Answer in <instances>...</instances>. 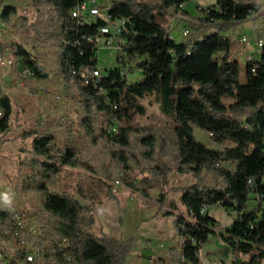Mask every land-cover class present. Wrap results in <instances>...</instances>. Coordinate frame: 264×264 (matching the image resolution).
Returning <instances> with one entry per match:
<instances>
[{
  "label": "trees",
  "instance_id": "1",
  "mask_svg": "<svg viewBox=\"0 0 264 264\" xmlns=\"http://www.w3.org/2000/svg\"><path fill=\"white\" fill-rule=\"evenodd\" d=\"M82 1L29 0L37 14V22L29 26L33 49L13 44L22 77L45 79L48 68L55 83L73 92L81 110L76 130L73 123L50 121L42 133L23 132L15 138L32 140V157L25 164L31 175L26 179L31 191L42 195L38 225L42 236L68 240L66 253L71 264H124L131 242L90 235L87 230L93 221L85 208L48 190L63 168H81L106 182H119L144 199L158 190L161 206L167 202L168 191L180 193L186 216L164 213L173 217L181 241L180 253H169L172 264H200L199 251L210 236H216L234 254L248 256L243 264H260L264 261V48L258 61L246 62L242 82L238 63L229 58L230 42L222 34L248 20L251 12L258 13L260 5L255 0H221L213 7L197 8L201 18L192 19L180 10L189 0H157L154 5L115 1L107 15L111 21H124L120 35L124 44L116 52L118 67L106 70L94 87L83 85L79 75L96 66V49L88 39L107 23L98 17L78 26L70 11ZM3 2L0 0V20L7 25L15 9ZM176 15L196 25L198 31L216 32L201 41L176 44L169 31L156 22ZM36 46L44 49L43 54L36 53ZM136 58L140 59L135 68L142 80L128 83L121 67ZM23 70L29 75L22 74ZM149 96L156 97L161 113L172 123L167 137L134 124L144 114L139 101ZM10 116L11 105L0 85V138L9 132ZM111 127L114 133L108 132ZM195 129L208 133L216 148L198 142ZM5 142L0 139V144ZM79 144L100 154L96 167L80 156ZM171 174L189 175L194 183L169 188ZM91 184L99 192L106 188L109 198L116 200L113 187L99 180ZM78 192L81 194L80 188ZM250 194L258 202L254 211L246 207ZM170 206L176 209L174 204ZM214 206L236 214L235 222L219 235L207 216L208 208ZM6 217L0 213V225ZM27 239L25 233L23 241Z\"/></svg>",
  "mask_w": 264,
  "mask_h": 264
},
{
  "label": "rangeland",
  "instance_id": "2",
  "mask_svg": "<svg viewBox=\"0 0 264 264\" xmlns=\"http://www.w3.org/2000/svg\"><path fill=\"white\" fill-rule=\"evenodd\" d=\"M115 1L118 0H98L96 2L99 9L98 17L104 18L109 6ZM127 1L148 5L157 3V0ZM218 1L221 0H189L186 4V13L192 19L201 18L197 8L213 7ZM255 1L262 9L260 15L232 25L222 34L231 41H235L242 34L250 36L252 44L248 49L254 60L258 61L259 57L255 50L256 40L260 38L264 41V0ZM3 6L13 7L15 16L10 18L7 25L0 20V58L6 57L12 61L11 66L0 65V85L11 105L9 132L0 138L6 141L0 144V208L8 204L13 205L21 213L24 224L34 227V222L39 226L41 223L42 195L33 193L32 186L26 179L31 175L25 164L32 157V140H16L15 138L23 132L42 133L50 121L62 124L73 123L76 130L75 126L81 117V110L73 100V92L63 84L55 83L53 76L48 74L50 73L48 68L45 70V79L30 80L22 77L19 72L21 65L14 55L13 44H19L27 51L33 49L30 44L33 32L29 26L37 22V14L29 6V0H4ZM173 18H167L163 22L157 19L156 22L161 23L169 31L176 44L201 41L216 32L214 29L206 28L202 30V37L197 39L196 36L201 33H198L196 25L189 21L174 24ZM92 21L94 20L88 19L87 23ZM184 30L188 31L186 36L182 35ZM34 49L38 55L44 52V49L37 46ZM96 60V67L103 76L106 75V70L118 67L114 48L100 46L96 53ZM139 61L140 59L136 58L134 61L127 62L125 67H121V70L126 73L128 83L142 80V74L135 68V64ZM240 64L242 66L240 80L242 79L243 82V67L246 63L241 61ZM40 65L44 64L40 61ZM139 104L143 107L144 114L135 118V126L156 131L161 136L167 137L172 123L161 113L156 97L149 96L139 101ZM194 137L206 147L216 148L210 141L208 133L195 129ZM77 149L81 157L91 162L92 167L97 166L96 160L100 154L85 144H79ZM105 165L111 166L108 160L105 161ZM138 172L139 169L136 168L135 174ZM92 180L102 181L110 188L114 187L116 200L109 198L106 188H103V192L95 189L91 184ZM193 183L194 180L189 175L171 174L169 176V188H187ZM79 188L81 194L78 192ZM48 190L72 198L85 208L86 215L93 221V225L87 230L90 235L97 238L107 235L123 242H131L132 248L124 264H146L149 258L157 260L158 264H172L169 253L171 251L175 254L180 253L181 241L173 226V217L164 215L165 212H173L174 216H186L185 209L180 203V193L168 191L167 202L161 206L157 203L158 190L151 191L149 198L144 199L139 194L126 189L121 183L114 186V183L106 182L104 178L81 168H63L57 182L49 185ZM89 192L92 193L89 194ZM81 195L87 200H82ZM171 203L176 206L175 210L171 209ZM257 206L258 202L250 194L247 211H254ZM207 216L215 223L212 230L216 235L223 234L236 220L235 213L217 206L208 208ZM148 243H151V248L147 246ZM228 252H230L229 249L223 246L216 236H210L199 251L200 264H211L217 259L221 264H243L249 258L235 254L227 257ZM233 257L237 258L236 263L230 262ZM260 264H264V261Z\"/></svg>",
  "mask_w": 264,
  "mask_h": 264
},
{
  "label": "built area",
  "instance_id": "3",
  "mask_svg": "<svg viewBox=\"0 0 264 264\" xmlns=\"http://www.w3.org/2000/svg\"><path fill=\"white\" fill-rule=\"evenodd\" d=\"M98 0H84L79 2L74 9L70 11L71 17L75 20L78 26H84L88 19H96L99 16V9L96 6ZM260 8L258 13L251 12L250 18H255L260 15ZM107 24L100 27L97 33L88 39V42L93 44L95 51V58L98 48H114L116 52L121 51L124 40L120 37L124 21H111L107 13L102 18ZM187 30H184L182 35L186 36ZM239 43L247 46L248 39L242 37ZM257 49L261 51L264 48V42L258 41ZM248 59L247 61H249ZM97 61V60H96ZM0 65L11 66L12 61L5 58H0ZM22 74L27 75V71L23 70ZM29 75V74H28ZM122 76H126L124 71H121ZM80 79L83 85H91L97 87L103 78L101 71L95 66L93 68H86L80 72ZM65 87V86H64ZM109 133H114V128H108ZM119 182H115L114 186ZM113 192L115 193L114 187ZM0 213L7 217L3 219L0 225V264H71L72 258L66 253L69 246L68 240L60 238L59 236H51L44 238L41 234L40 227L34 222V227L25 225L22 215L17 211L13 205H5L0 208ZM29 234V239L23 241L24 234ZM147 246L151 248V243ZM18 254H22V258L18 259ZM200 259V255L198 254ZM201 260V259H200ZM237 258L233 257L231 263H236ZM157 260L149 258L146 264H158ZM211 264H221V262H213Z\"/></svg>",
  "mask_w": 264,
  "mask_h": 264
},
{
  "label": "crops",
  "instance_id": "4",
  "mask_svg": "<svg viewBox=\"0 0 264 264\" xmlns=\"http://www.w3.org/2000/svg\"><path fill=\"white\" fill-rule=\"evenodd\" d=\"M187 4V3H186ZM186 4L180 9V10H183L186 12ZM173 20V23L175 24L176 22H181V21H187L186 18L182 17L181 15H176L174 16V18L172 19ZM172 26V25H171ZM171 26L169 27V29L171 28ZM198 33H201L200 35H197L196 38L197 39H200V37H202V31H199ZM197 33V34H198ZM242 37H246L248 39V45L247 46H244L242 44L239 43V39H241ZM170 38L172 39V37L170 36ZM225 38V37H224ZM227 39V38H226ZM173 40V39H172ZM229 42H230V52H229V58L230 60L232 61H235L236 63H238L239 67H240V70L242 69V66L240 64L241 61H244V63L248 62L247 60L250 59L249 61H253L254 58L253 56L251 55V52L250 50L248 49L251 44H252V40H251V37L250 36H247L245 34H242L240 36H238L237 39H235V41H231L230 39H228ZM199 41V40H197ZM258 41H262L264 42L263 40H261L260 38L256 40V44ZM196 42V41H194ZM256 54H258V57L260 58V53L261 51H259L257 49V46H256V50H255ZM219 57L222 56V54H219L218 55ZM258 58V60H259ZM255 61V60H254ZM245 67V66H244ZM244 67H243V70H244ZM222 244V243H221ZM223 245V244H222ZM224 246V245H223ZM230 252L227 253V257L230 255V254H234L230 249H229ZM236 255V254H235ZM201 262V260H200ZM213 262H219V259L217 260H214ZM212 262V263H213Z\"/></svg>",
  "mask_w": 264,
  "mask_h": 264
}]
</instances>
